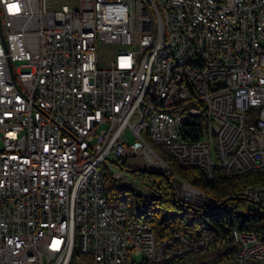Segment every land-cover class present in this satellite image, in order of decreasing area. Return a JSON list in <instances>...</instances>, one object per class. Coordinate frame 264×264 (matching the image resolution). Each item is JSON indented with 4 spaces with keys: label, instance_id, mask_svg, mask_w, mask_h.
<instances>
[{
    "label": "built area",
    "instance_id": "1",
    "mask_svg": "<svg viewBox=\"0 0 264 264\" xmlns=\"http://www.w3.org/2000/svg\"><path fill=\"white\" fill-rule=\"evenodd\" d=\"M99 44L114 48L106 65ZM142 123L211 179L264 164V0H0V264H74L70 191L88 256L79 263L180 264L206 248L207 237L157 239L108 209L105 172L129 182L113 164L140 156L161 168L139 141ZM242 194L264 209V187ZM232 236L238 264H264L255 232Z\"/></svg>",
    "mask_w": 264,
    "mask_h": 264
},
{
    "label": "trees",
    "instance_id": "2",
    "mask_svg": "<svg viewBox=\"0 0 264 264\" xmlns=\"http://www.w3.org/2000/svg\"><path fill=\"white\" fill-rule=\"evenodd\" d=\"M162 159L173 173L200 190L208 200L200 205L188 203L176 194L167 173L134 169L123 161L121 167L132 172L148 194L136 191L105 172L108 204L125 210L134 220L147 222L157 239L166 238L175 231L192 238L207 237L208 246L203 250L213 255L208 260H200V264L236 259L232 236L234 229L255 232L264 245V209L252 205L242 194L250 187H264V168L241 176L208 179L200 169L182 167L169 155H162ZM209 200L213 202L212 205L208 203ZM72 257L83 259L88 256L74 249ZM133 264L152 263L139 258Z\"/></svg>",
    "mask_w": 264,
    "mask_h": 264
},
{
    "label": "bare ground",
    "instance_id": "3",
    "mask_svg": "<svg viewBox=\"0 0 264 264\" xmlns=\"http://www.w3.org/2000/svg\"><path fill=\"white\" fill-rule=\"evenodd\" d=\"M147 2H156V0H147ZM56 35H65V27L56 28ZM151 81H152V73L143 74V82H151ZM187 113H190L192 115V108H183V115H186ZM143 130H145V136L147 139L156 143V145L159 144L160 147L165 152V154L169 155L171 158H173L178 165H180L182 167H185V166H183L182 162H180L179 159H176L175 156H173V154H170V151H169V149H167V146H166V144H164L162 138H154L153 134H151V131H150V123H142L141 125H139V141H141L142 146H144L146 151L152 152V154H154L155 161H157V163L161 165L163 172L168 171V173H170L171 176L174 177V181H177L178 183H180V181H182V180L169 169L166 162L163 161L162 155L159 154L158 152L154 151L153 148L148 144L147 139L141 133ZM194 168L200 169L201 171H203L204 175L208 179H211L210 175H207L206 171H204L203 168H201V167H194ZM263 168H264V164H262V166H255V170H259V169H263ZM106 172L108 174H110V176L112 178L118 180V178H116L115 172H113V171H106ZM232 176H235V175H232V173H223V177H232ZM182 182L187 185L186 188H190L192 190V191H190L189 189H187L188 192H192V194H196V195H199V196L205 198L204 194L200 190L195 189L194 187L190 186L189 184H187L184 181H182ZM104 189H105V182H104ZM104 201H105V203L108 204L107 199H106V194H104ZM77 204H78V193H77V191H70L69 200H68V209H66V216H68L67 229H66V245H71V249L74 250L76 247L75 246L76 240L78 238L77 249L80 253H82V245H80V241H79V232H78V230H76V221L78 218ZM81 205H89V198H81ZM108 209H121V208L108 204ZM129 217H130V219H132L130 215H129ZM132 220L136 221V222H143L140 220H134V219H132ZM145 223H147V222H145ZM176 235L186 236V240H200V238L189 237L180 231H176ZM262 246H264L263 243H262Z\"/></svg>",
    "mask_w": 264,
    "mask_h": 264
},
{
    "label": "rangeland",
    "instance_id": "4",
    "mask_svg": "<svg viewBox=\"0 0 264 264\" xmlns=\"http://www.w3.org/2000/svg\"><path fill=\"white\" fill-rule=\"evenodd\" d=\"M114 53V48H112V46L108 45V44H99L98 45V49H97V59L100 65H106L109 63L110 58H112V54ZM186 119L188 122L190 123H198V124H203L202 118L199 115L193 114L192 115L190 113L186 114ZM143 134V136H145V130H143L141 132ZM126 134L128 135V139L129 141H132L133 136L130 134L129 130H126ZM146 138V136H145ZM147 139V138H146ZM148 144L153 148L154 151L158 152L161 155H166L165 152L163 151V149L160 147L159 144L156 145V143L152 142L151 140L147 139ZM127 166L129 167H144L146 169H151V170H155V168L153 167H147L145 165H143L144 163V158L140 157V156H135V157H129L127 159ZM115 169H120L124 174L127 175V177L129 178V182L125 183L127 185H129L130 187H132L133 189H135L138 192H141L143 194H148V190L142 185V183L135 178L132 175V172L128 171L126 168H120V166L113 164V166ZM162 168L156 169V170H161ZM121 182V181H120ZM124 183V182H123ZM174 183L176 184H180V186H184L185 189H189L190 191H192L190 188H186L187 185L184 184L182 181H180V183H178L177 181H174ZM175 192L176 194L183 200L192 203V204H203L204 203V198L200 197V198H196L194 195L193 196H188L186 194H184V190L181 189L180 187H175ZM188 192V191H187ZM192 193V192H190ZM75 249H77L78 246V238L76 240V244H75ZM234 247H237V243H234ZM213 255V253L208 252L206 250H202L199 251L197 253H192L186 256L185 260H182L180 262V264H190V263H197L200 260H208L211 256ZM140 257H138L137 259H139ZM74 264H83V263H79L78 258H72ZM214 264H238L237 260H230L228 262H215Z\"/></svg>",
    "mask_w": 264,
    "mask_h": 264
},
{
    "label": "water",
    "instance_id": "5",
    "mask_svg": "<svg viewBox=\"0 0 264 264\" xmlns=\"http://www.w3.org/2000/svg\"><path fill=\"white\" fill-rule=\"evenodd\" d=\"M134 169H146V168H144V167H137V168H134ZM146 170H151V169H146ZM152 171L158 172V173H163L162 170H152Z\"/></svg>",
    "mask_w": 264,
    "mask_h": 264
}]
</instances>
